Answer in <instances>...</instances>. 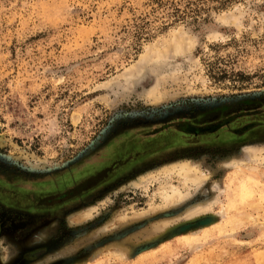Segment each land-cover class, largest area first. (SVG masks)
<instances>
[{
	"label": "rangeland",
	"instance_id": "rangeland-1",
	"mask_svg": "<svg viewBox=\"0 0 264 264\" xmlns=\"http://www.w3.org/2000/svg\"><path fill=\"white\" fill-rule=\"evenodd\" d=\"M261 158L264 0H0V264H264Z\"/></svg>",
	"mask_w": 264,
	"mask_h": 264
},
{
	"label": "bare ground",
	"instance_id": "bare-ground-1",
	"mask_svg": "<svg viewBox=\"0 0 264 264\" xmlns=\"http://www.w3.org/2000/svg\"><path fill=\"white\" fill-rule=\"evenodd\" d=\"M158 100L159 99H157V101ZM249 154L247 156L246 155L245 156L249 159L250 162L256 161V160H258L259 157H261L260 155H258L259 153H257L256 150H253V152H251V153L249 152ZM261 159L264 161V158H261ZM174 168L173 169L175 170V175L177 174L178 176H180V178L183 180V181L181 180L182 183H184L186 186H188L190 184L188 187H190V186L199 187L206 180V177H207L206 174H204L203 172L200 171V169L198 168L197 165L190 164L189 162H185L184 161L183 163L178 164V166H174ZM171 171H172V169H171ZM171 171L167 170L166 173H170ZM165 177L166 176H164V178ZM163 182H161L162 183L161 185L159 184L160 187H158L159 188L158 191L161 192L160 196L163 197V200L165 199L166 203H164V204H168L170 206V205H173L174 203L180 202L183 198H185L186 194H185L184 191H182L180 189V187L170 186V185H168V181H167V183L166 182L163 183ZM137 187H139V186H137ZM158 191H157V193L159 194ZM162 197H161V199H162ZM163 200H161V201H163ZM213 203H214L213 201H205V202H201L199 204L193 205L187 210L186 214H184V215L186 216V219H191V218H193L195 216L197 217L202 212L210 211ZM163 207H166V206L164 205ZM86 210L85 211H78L76 214H74V216H72L70 218L71 222L80 223L83 220H85L89 216V211L88 210L86 211ZM121 253L122 252H120V254ZM123 253H125V252H123ZM121 256H122V254H121Z\"/></svg>",
	"mask_w": 264,
	"mask_h": 264
},
{
	"label": "flooded vegetation",
	"instance_id": "flooded-vegetation-1",
	"mask_svg": "<svg viewBox=\"0 0 264 264\" xmlns=\"http://www.w3.org/2000/svg\"><path fill=\"white\" fill-rule=\"evenodd\" d=\"M5 183V181H4V179H2L1 177H0V201H3L2 199H3V197H1V196H3L2 194H4L7 190L5 189L6 187L3 185ZM9 184V183H8ZM8 193V192H7ZM9 194V193H8ZM24 200H27V198L26 199H24ZM18 202H16L15 204H17ZM1 205V204H0ZM2 206V205H1ZM7 207V206H6ZM12 209H15V210H20L19 208L17 209L16 207H14V208H12ZM40 209L41 208H32L31 206H29V207H27L26 209L24 208V209H22L23 211H31V212H38V211H40ZM0 226H1V218H0Z\"/></svg>",
	"mask_w": 264,
	"mask_h": 264
},
{
	"label": "crops",
	"instance_id": "crops-1",
	"mask_svg": "<svg viewBox=\"0 0 264 264\" xmlns=\"http://www.w3.org/2000/svg\"><path fill=\"white\" fill-rule=\"evenodd\" d=\"M4 236H5L4 234L1 235V237H3V239H4ZM5 237H6V236H5Z\"/></svg>",
	"mask_w": 264,
	"mask_h": 264
},
{
	"label": "trees",
	"instance_id": "trees-1",
	"mask_svg": "<svg viewBox=\"0 0 264 264\" xmlns=\"http://www.w3.org/2000/svg\"><path fill=\"white\" fill-rule=\"evenodd\" d=\"M202 130H204V129H202Z\"/></svg>",
	"mask_w": 264,
	"mask_h": 264
}]
</instances>
